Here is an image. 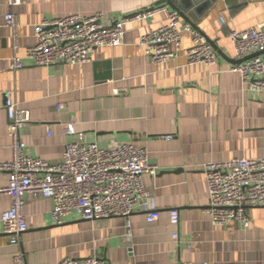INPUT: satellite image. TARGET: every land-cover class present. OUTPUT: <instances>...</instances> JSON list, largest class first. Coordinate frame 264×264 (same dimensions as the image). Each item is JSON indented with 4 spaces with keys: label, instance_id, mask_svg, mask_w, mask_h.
I'll list each match as a JSON object with an SVG mask.
<instances>
[{
    "label": "crops",
    "instance_id": "1",
    "mask_svg": "<svg viewBox=\"0 0 264 264\" xmlns=\"http://www.w3.org/2000/svg\"><path fill=\"white\" fill-rule=\"evenodd\" d=\"M161 5L173 9L166 0H14L13 6L0 0V163L11 158L5 110L11 97L30 113L19 131L30 155L58 162L78 134L102 148L122 142L146 148L156 174H145L143 183L158 211L148 221L135 206L128 237L122 216L90 221L73 212L54 224L52 201L28 193L27 229L18 244L9 243L0 224V264H57L93 252L110 264H264V207L247 209L246 227L213 226L204 211L203 174L207 161L264 157V89L243 90L239 73L229 70L236 57L228 36L230 30L264 24V0H200L199 16L189 11L215 51L214 65L188 63L192 40L186 31L177 58L156 64L143 55L139 38L165 23L162 11L126 24L122 44L95 48L88 62L37 66L24 58V67H10L8 11L17 16L22 54L35 43L34 25L42 20L101 11L110 23ZM257 55L264 60V52ZM69 124L73 132L67 133ZM7 180L0 171V187ZM9 206V196L0 194V214ZM171 209L178 211L176 225L170 223ZM19 253L22 263L14 260Z\"/></svg>",
    "mask_w": 264,
    "mask_h": 264
},
{
    "label": "built area",
    "instance_id": "2",
    "mask_svg": "<svg viewBox=\"0 0 264 264\" xmlns=\"http://www.w3.org/2000/svg\"><path fill=\"white\" fill-rule=\"evenodd\" d=\"M9 6L14 0H4ZM166 12L165 23L141 34L139 45L143 55L156 64L177 58L184 31L189 32L192 45L185 56L189 64L214 65L217 56L211 43L190 23L181 20L180 14L166 5L146 8L105 23L101 11L91 15L69 14L42 20L34 25L35 43L20 54L17 16L8 11L5 26L11 29L12 56L10 67H24L23 59L34 65L49 66L58 63L79 64L90 61L91 52L97 47H111L123 42L124 26L139 22L158 12ZM222 22H226L221 18ZM236 63L229 70L239 73L243 90L264 89V60L257 55L264 52V24L243 30H230ZM11 136V158L0 163V171L8 175L7 184L0 187V194L10 198V206L0 214L2 232L9 243L18 244L20 235L27 229L23 212L24 196L32 194L52 201L50 217L54 224H61L64 216L77 213L85 220L113 216L125 218L126 235L130 236L129 216L138 206L146 219L157 218L158 211L143 183V176L156 174V166L149 161L146 148L132 142H122L102 148L96 142H84L81 134L76 141L67 143L58 162L30 155L19 131L30 121L29 110L19 106L13 98L5 101ZM67 133L73 132L68 125ZM172 135L166 136V139ZM208 198L205 212L213 226L237 222L248 226L250 207H264V157L231 158L207 161L203 165ZM170 223L179 221L178 211L170 210ZM171 235L177 238V232ZM23 262V254L14 257ZM57 264H110L95 252L76 258L67 256Z\"/></svg>",
    "mask_w": 264,
    "mask_h": 264
},
{
    "label": "water",
    "instance_id": "3",
    "mask_svg": "<svg viewBox=\"0 0 264 264\" xmlns=\"http://www.w3.org/2000/svg\"><path fill=\"white\" fill-rule=\"evenodd\" d=\"M174 10H176L182 19L191 24L193 28L196 29L194 22L188 17L190 15L189 11L192 10L199 16L198 7L200 6V0H166ZM237 62V61H236Z\"/></svg>",
    "mask_w": 264,
    "mask_h": 264
}]
</instances>
